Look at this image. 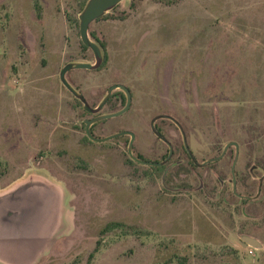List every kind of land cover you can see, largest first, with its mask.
Listing matches in <instances>:
<instances>
[{"label":"rangeland","instance_id":"obj_1","mask_svg":"<svg viewBox=\"0 0 264 264\" xmlns=\"http://www.w3.org/2000/svg\"><path fill=\"white\" fill-rule=\"evenodd\" d=\"M85 1L37 0L38 13L35 0H0V196L33 176L63 193L61 225L32 264H264V0H127L90 25L104 61L65 78L90 107L112 86L130 91L104 135L135 134L134 157L166 154L149 124L175 119L197 165L158 120L177 150L158 171L132 161L129 137L90 141L91 116L60 80L95 63L79 36ZM112 100L103 113L125 104ZM230 142L248 203L232 195L234 148L203 166ZM109 223L121 225L101 233Z\"/></svg>","mask_w":264,"mask_h":264},{"label":"water","instance_id":"obj_2","mask_svg":"<svg viewBox=\"0 0 264 264\" xmlns=\"http://www.w3.org/2000/svg\"><path fill=\"white\" fill-rule=\"evenodd\" d=\"M123 1L127 0L87 1L82 13L79 16V36L82 44L92 51L95 63H70L62 69L60 73V80L64 87L74 96V98L83 104L84 111L92 115L101 112L113 91L116 89L123 91L126 94V105L124 109L113 114L100 116L94 120L85 121L87 137L93 142L105 143L119 137L129 136L131 140L128 145V154L132 161L141 165L160 167L169 161L172 154L171 149L169 156L164 162L149 163L140 161L132 155V147L135 136L131 132H122L103 139H97L90 135L89 129L93 123L119 117L130 109L132 96L126 87L122 85L110 87L107 91L106 97L98 105V107L94 109L88 105L82 95L70 86L65 78L66 74L72 70L95 71L100 68L104 61V56L101 48L90 39L89 27L93 22L102 18L110 11H113ZM164 118L173 121L182 131L180 125H178L173 118ZM154 132L158 135V137H160L155 130ZM161 139L163 140V138ZM230 146L238 147L235 143L228 144L220 157L209 160L204 163L203 166L219 161ZM188 152L190 153L189 150ZM190 155L193 162L196 163L192 153H190ZM234 166L235 162L232 169L233 184L235 186ZM62 207V191L47 179L39 176L30 177L25 182H22L21 184L15 186L12 190L1 195L0 261L6 264H32L43 253L60 227ZM242 240L247 246L255 250L262 248L261 245L252 238L244 237Z\"/></svg>","mask_w":264,"mask_h":264},{"label":"flooded vegetation","instance_id":"obj_3","mask_svg":"<svg viewBox=\"0 0 264 264\" xmlns=\"http://www.w3.org/2000/svg\"><path fill=\"white\" fill-rule=\"evenodd\" d=\"M96 43V42H95ZM98 46H99V44L98 43H96ZM100 47V46H99ZM101 48V47H100ZM88 49V48H87ZM88 50H90V49H88ZM101 50H102V48H101ZM91 51V50H90ZM92 52V51H91ZM103 53V52H102ZM93 54V53H92ZM94 56V55H93ZM117 90V89H116ZM121 92H123V91H121ZM106 95H107V92H106V94H105V96L103 97V99L106 97ZM116 96H118L119 98H120V100H121V103H122V101H123V98L125 99V104L119 109V110H117V111H114V112H111V113H109V114H113V113H116V112H119V111H121V110H123L124 109V107H125V105H126V94L123 92V93H120V94H117ZM115 96V94H114V91L112 92V94H111V96H110V98H109V100L106 102V104H105V106L103 107V109H105L107 106H109V105H111L112 103H113V100H112V98L113 97H116ZM103 99L100 101V103L103 101ZM77 100V99H76ZM78 101V100H77ZM80 104H81V106L83 107V104L80 102V101H78ZM100 103H98V105L100 104ZM98 105L96 106V107H92V108H97L98 107ZM103 109L101 110V112L100 113H98V114H90V116H91V119L90 120H94V119H96V118H98V117H100V116H104V115H108V114H105V113H103ZM84 110V109H83ZM129 111V110H128ZM127 111V112H128ZM126 112V113H127ZM125 113V114H126ZM125 114H123V115H125ZM123 115H121V116H119V117H116V118H111V119H117V118H120V117H122ZM169 117V116H168ZM171 118V117H170ZM111 119H107V120H102V121H97V122H95V123H93L91 126H90V129H89V132H90V135L91 136H114V135H116V134H118V133H122V132H129V131H123V130H120V131H117V132H115V133H113V134H111V135H104V130H105V127H106V125H107V121H109V120H111ZM158 120H170V119H167V118H160L159 119V117H158ZM158 120H153V121H151L150 122V124H149V127H150V131H151V133H152V135L153 136H155L157 139H158V141H160L162 144H164L166 147H167V151H166V154H164V155H162L160 158H157V160H152V159H150V160H147V159H145L144 157H136L138 160H140V161H144V162H149V163H161V162H164L166 159H167V157L169 156V154H170V149H171V151H172V154H171V157H170V159H169V161L165 164V165H163V166H160V167H151V166H146V165H141V164H139L140 166H145V167H149V168H151V169H163L172 159H174L175 157H176V153H177V150H176V148H174L173 146H172V144L169 142V141H167L166 140V138H165V136H168V134L166 133V131H165V129L163 128H161L160 126H158L157 124H156V122L158 121ZM175 120V119H174ZM170 122L172 123V124H174V126H176V128L178 129V131H179V134H180V142H179V145L178 146H176L179 150H181V152L183 153V156L186 158V161H187V164H189L190 162H192L194 165L196 164L197 165V162L196 163H194L193 162V160H192V157H191V155H190V153H191V151H190V149H189V145H188V142H187V134H186V132H185V130H184V128H182L181 126V128H182V131L179 129V127L173 122V121H171L170 120ZM154 130L159 134V136L161 137V138H163V140L160 138V137H158V135L154 132ZM84 132H85V135L87 136V134H86V126H85V129H84ZM132 133V132H131ZM134 136H135V134H134ZM123 137H129V136H123ZM119 138H121V137H119ZM98 139V138H97ZM118 139V138H117ZM115 140V139H114ZM130 140H131V138L129 137V142H130ZM91 141V140H90ZM93 142V141H92ZM129 142H128V145H129ZM134 142H135V140H134ZM94 143H97V142H94ZM230 143H235V142H230ZM230 143H228V144H230ZM227 144V145H228ZM238 147H236V146H230L227 150H226V152H225V154L223 155V157L219 160V161H221L225 156H226V154H227V152L231 149V148H234V150H235V155H234V160H233V162H232V165H231V169H230V173H231V185H232V195L235 197V198H237L238 200H240L241 202H246V203H248L249 202V200H251V197H249V196H247V195H244V194H241V193H238V186H239V182H238V180H237V177H236V173H235V170H236V166H237V162H238V158H239V145L237 144V143H235ZM133 145H134V143H133ZM186 145H187V147H186ZM226 145V146H227ZM226 146L224 147V149H223V151H222V153H221V155L223 154V152H224V150H225V148H226ZM133 148V147H132ZM187 148H188V150L190 151V153L188 152V150H187ZM220 155V156H221ZM193 156V155H192ZM219 156V157H220ZM196 161V160H195ZM234 162H235V166H234V176H235V186H234V184H233V178H232V169H233V164H234ZM136 163V162H135ZM138 164V163H137ZM253 199V198H252ZM248 208V210L250 209V207L248 206V204H245ZM252 253V252H251Z\"/></svg>","mask_w":264,"mask_h":264},{"label":"trees","instance_id":"obj_4","mask_svg":"<svg viewBox=\"0 0 264 264\" xmlns=\"http://www.w3.org/2000/svg\"><path fill=\"white\" fill-rule=\"evenodd\" d=\"M85 3H86V1L82 4V8L84 7V5H85ZM34 6H35V9H36V11L38 12V13H40L41 12V8H40V6H39V4H38V2H37V0H35V3H34ZM97 21H99V20H97ZM90 36L100 45V47L103 49H105V45L103 44V43H99V41H97L96 39V36H95V34H90ZM83 45V44H82ZM83 48L84 49H87L84 45H83ZM123 101L125 102V99L123 98ZM78 102V101H77ZM79 103V102H78ZM154 170H162V169H154ZM121 224H118V223H109V224H107L105 227H104V229L101 231V233H106V232H108V231H110L113 227H116V226H120ZM92 257H93V255H91L90 256V258L92 259ZM170 262L168 261V260H166V261H164L163 263H161V264H169Z\"/></svg>","mask_w":264,"mask_h":264},{"label":"built area","instance_id":"obj_5","mask_svg":"<svg viewBox=\"0 0 264 264\" xmlns=\"http://www.w3.org/2000/svg\"><path fill=\"white\" fill-rule=\"evenodd\" d=\"M250 253H251V251H250Z\"/></svg>","mask_w":264,"mask_h":264}]
</instances>
